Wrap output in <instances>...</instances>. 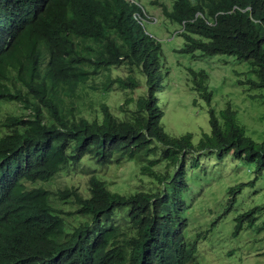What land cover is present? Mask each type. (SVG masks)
Masks as SVG:
<instances>
[{"label":"trees","instance_id":"1","mask_svg":"<svg viewBox=\"0 0 264 264\" xmlns=\"http://www.w3.org/2000/svg\"><path fill=\"white\" fill-rule=\"evenodd\" d=\"M234 5L250 6L255 22L248 12L231 11ZM163 6L164 16L180 25L181 52L249 61L254 75L244 83L264 98V0H174L172 9ZM137 15L145 16L144 9L132 0H0V113L8 102L25 111L0 114V251L9 246V227L12 240L31 248L43 244L37 255L11 246L10 258L187 264L199 241L212 237L217 245L222 233L218 219L200 231L188 221L189 171L204 157H233L253 165L254 180L264 172V140L247 134L230 103L219 110L212 105L209 68L190 69L194 116H208L199 140L191 130L179 136L166 131L159 98L162 44ZM237 17L244 19L241 27ZM112 70L124 75L113 77ZM99 71L106 79L90 87L102 97L114 85L131 91L120 116L89 96L86 85ZM124 162H133L152 186L130 189L101 172ZM87 173L84 186H46L58 175ZM245 184L229 188L232 206L240 203L236 194ZM66 204L74 207L68 213L77 222L72 231L61 216ZM263 214L264 204L241 212L228 234L254 224L261 231Z\"/></svg>","mask_w":264,"mask_h":264},{"label":"rangeland","instance_id":"2","mask_svg":"<svg viewBox=\"0 0 264 264\" xmlns=\"http://www.w3.org/2000/svg\"><path fill=\"white\" fill-rule=\"evenodd\" d=\"M138 1L151 16L157 14V9L162 12L159 5L149 3L154 0ZM156 17L158 21L145 20L143 27L162 44V54L159 59L160 73L162 84L164 82L166 86L162 85L159 98L165 111L161 124L165 126L166 131L179 136L181 133L191 130V132H195V142L199 140L200 134L197 135V133L202 131L201 126L206 123L208 116L204 118L194 116L198 112V108L193 105V92L189 88L190 69L206 67L209 68L210 73L209 86L214 91L212 105L219 110L230 103L237 111L240 123L246 127L247 134L256 141L264 140V98L255 97V95H259V91L248 89V85L244 83L254 75L250 71L249 61H240L236 56L227 54L194 57L181 52L184 38L178 33L180 25L171 22L163 15ZM166 68L169 71L167 76H165ZM111 75L113 77L124 75V71L115 70L114 72L112 70ZM105 79L106 75L102 71L93 74L86 89L92 100L107 102L114 113L120 116L119 106L125 102L131 91L114 85L107 92V96L102 97L99 91L91 90L90 86L93 83L101 84ZM22 106L18 102H8L1 106V111L2 113L22 114L25 112ZM205 129L208 131V127ZM81 166L85 167V162ZM135 167L133 162H124L118 167L102 169L101 172L120 184H128L130 189L139 187L147 190L152 186V181L142 176L138 170L135 173ZM253 168V165L233 157L225 159L204 157L199 168L189 171L188 181L192 188L188 192L187 201L192 208L187 216L188 221L192 222L195 231H200L207 227L210 220L218 219L216 231L222 232L220 243L217 245H213L212 237L200 241L197 257L192 263L264 264V227L258 232L259 224H254L253 227L246 228L237 236L228 234L232 231L235 219L241 212L247 211L252 206L264 204V172L257 180H254L256 173ZM89 177L88 173L85 176L58 175L46 186L54 190L66 184L84 186L88 183ZM243 182L247 184L236 194L240 203L232 206L228 200L230 197L229 188ZM258 222L263 226L264 214ZM228 236L230 237L228 238ZM201 251L206 255L201 256Z\"/></svg>","mask_w":264,"mask_h":264},{"label":"clouds","instance_id":"3","mask_svg":"<svg viewBox=\"0 0 264 264\" xmlns=\"http://www.w3.org/2000/svg\"><path fill=\"white\" fill-rule=\"evenodd\" d=\"M132 1L133 2L136 1L139 5H141L140 1H138V0H132ZM188 1H189V3L191 5H197L198 2H199V0H188ZM173 2H174V0H154V1H149V3L151 5H156V4L159 5L161 7V9H162V12L157 9V14H153L154 16H151L148 13L147 9L143 5H141L143 7V9H144L145 16H138L137 15V17H138V19L140 20V22L143 25L145 23V20L156 22V21H158V18L156 17L157 15H163L164 16V14H163L164 6L163 5L168 6V9H172L171 6H172ZM237 10L243 11L245 13L248 12L249 13V17L255 22V19L252 17V8L250 6L242 8V7L238 6V5H234L232 7V9H231V11H237ZM201 12H202L201 10H198L197 14L198 15L202 14ZM237 19H238V26L241 27L244 24V19H240L238 17H237ZM7 113H9V112H7ZM0 114H1V117H2L4 113H2V111H1ZM51 182H49L48 184H50ZM47 187H49V186H47ZM63 187H61V188H63ZM62 209H63V212H62L61 216L65 219L68 231H72L73 225L77 224V222H76V218L74 216L69 215L68 213H69V211H72L74 209V207H71L70 205L67 206V204H66ZM11 231L12 230L9 227V235L10 236H11ZM135 233H136V231H134V232H132L130 234L135 235ZM10 236L8 237V242H9L8 248L5 251H0V264H32V263H30L28 261H25V260H21V259H17V258H10L9 255L6 253V251L11 250V246H15L21 251H27V252H31V253H34V254L37 255L43 249V244L39 243L36 248H31V247H28V246L24 245L23 243H20V242L12 240ZM200 243L201 242L199 241L198 242V250H197V252L193 254L192 258L189 260V262L187 264H195V263H192V262L197 257V253L199 251ZM203 255H206V254L201 251V256H203Z\"/></svg>","mask_w":264,"mask_h":264}]
</instances>
